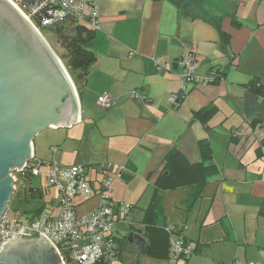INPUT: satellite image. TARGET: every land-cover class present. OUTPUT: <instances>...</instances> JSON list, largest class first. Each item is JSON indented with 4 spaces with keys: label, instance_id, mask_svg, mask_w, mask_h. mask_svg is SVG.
<instances>
[{
    "label": "crops",
    "instance_id": "1",
    "mask_svg": "<svg viewBox=\"0 0 264 264\" xmlns=\"http://www.w3.org/2000/svg\"><path fill=\"white\" fill-rule=\"evenodd\" d=\"M84 1L98 9L100 29L89 46L96 60L75 87L77 121L53 129L50 148L57 151L50 153L65 167L110 162L124 168L110 195L132 206L129 221L148 250L135 252L126 241L133 229L117 223L113 235L120 255L114 262L264 264V91L251 89L253 81L264 87V0ZM188 52L198 79L215 72L223 79L189 84L171 106V95L181 88L176 60ZM132 91L146 100L131 98ZM101 95L116 99L110 110L97 106ZM207 110L212 111L205 115ZM200 142L211 153L205 165L216 169L200 198L190 210L184 206L189 188L166 191L159 201L161 227H186L180 236L193 250L188 260L173 258L170 237L153 236L149 243L140 221L165 156L177 149L189 163H199ZM32 152L36 157L33 144ZM99 203L95 196L77 213L93 212Z\"/></svg>",
    "mask_w": 264,
    "mask_h": 264
},
{
    "label": "built area",
    "instance_id": "2",
    "mask_svg": "<svg viewBox=\"0 0 264 264\" xmlns=\"http://www.w3.org/2000/svg\"><path fill=\"white\" fill-rule=\"evenodd\" d=\"M8 1L37 32L55 28L67 19L91 31L100 29L97 6L84 0ZM153 63L157 69H162L160 60L153 59ZM176 66L181 88L178 93L171 95V106H176L184 98L189 84L212 83L223 79L220 72L198 79L194 75L196 61L191 52L180 56ZM129 95L133 99L146 100L144 95L136 91ZM115 103L116 99L107 95L99 96L96 102L99 108L107 111ZM56 151V147L50 148L52 154ZM123 176L124 168L110 162L65 167L55 161L45 163L33 155L22 168L12 172L11 177L15 185L23 184L22 181L29 178L43 177L47 187L55 192L52 208L48 210L44 205V209L36 216L22 214L20 219L15 220L9 218L7 208L0 217V252L18 234L24 238L40 234L53 245L62 264H110L117 261L120 250L113 231L117 223L130 222L129 216L133 210L130 205L114 202L110 195L111 184L121 182ZM95 196L99 198V206L93 212L78 214L77 208ZM185 228L171 224L163 227L170 237L169 252L173 258L188 260L192 256V247L185 245L180 236Z\"/></svg>",
    "mask_w": 264,
    "mask_h": 264
},
{
    "label": "water",
    "instance_id": "3",
    "mask_svg": "<svg viewBox=\"0 0 264 264\" xmlns=\"http://www.w3.org/2000/svg\"><path fill=\"white\" fill-rule=\"evenodd\" d=\"M78 105L72 80L44 38L8 0H0V217L15 191L11 173L33 156L32 142L45 129L76 123ZM123 237L145 255L148 245L136 224ZM18 234L0 252V264L61 263L42 235ZM14 241V242H13ZM12 242V243H11Z\"/></svg>",
    "mask_w": 264,
    "mask_h": 264
},
{
    "label": "trees",
    "instance_id": "4",
    "mask_svg": "<svg viewBox=\"0 0 264 264\" xmlns=\"http://www.w3.org/2000/svg\"><path fill=\"white\" fill-rule=\"evenodd\" d=\"M41 30L53 35L64 50V54L60 56L61 60L75 87L78 89L86 79L96 60L94 53L89 49L95 31H91L86 26L78 25L69 19L55 28ZM251 89L258 95H261L264 91V87L259 86L256 81L251 83ZM211 111L207 110L203 113L206 115ZM199 148L202 160L199 163H189L185 156L177 149H172L165 156L163 170L154 182L153 199L149 207L144 211V216L140 221V224L144 226L145 235H147L149 243H151L150 239L153 236H167L163 227H161V222L158 221L160 219L159 213L161 205L159 201L161 194L166 191L189 188V195L184 206L187 210H190L200 198L207 179L216 172L213 165H205V163L211 160L208 144L206 142H200ZM30 181L31 179L29 178L24 182L27 183ZM21 196L22 198H20ZM17 197L19 198L15 199V202L20 200L27 202V199H40L41 194L39 195L37 190L27 186V194H19ZM43 209L44 207L42 206L35 211L24 212L23 214L34 217ZM151 247L149 254L154 255Z\"/></svg>",
    "mask_w": 264,
    "mask_h": 264
},
{
    "label": "rangeland",
    "instance_id": "5",
    "mask_svg": "<svg viewBox=\"0 0 264 264\" xmlns=\"http://www.w3.org/2000/svg\"><path fill=\"white\" fill-rule=\"evenodd\" d=\"M40 34L44 38V40L48 43L50 48L53 50L55 55L60 59V61L63 64V61L61 60L60 56L64 54V50L61 48V46L59 45L56 38L53 35L46 33L44 31H42V33L40 32ZM66 72L68 73L67 70H66ZM70 79H71V77H70ZM74 87H75V85H74ZM52 132H53V129H45L40 134H38L37 137H35L33 142H32L34 149L36 150V159L37 160L42 159L43 162H45V163L52 161V159H53L52 154L50 153V145L53 144V140H54V136L52 135ZM42 160H40V161H42ZM26 185L28 187H31V188H34L35 190H37L42 195V198H41V200H37L35 198H32V199H27V202L24 200H20V201L15 202V199L19 198V197H17L18 195H15L12 199L11 204L8 207L9 218L11 220L20 219L24 212L35 211L44 205L46 206V209H48V210H50L52 208L51 201L55 197V192L53 189L50 190L47 187L46 180L43 177L32 178L30 182L26 183ZM15 186L18 188L19 192L20 191L22 192V187H20V189H19V187L17 185H15ZM20 198H22V196ZM131 248L133 250H135V252H136L135 247H131ZM112 264H117V263L114 262Z\"/></svg>",
    "mask_w": 264,
    "mask_h": 264
},
{
    "label": "flooded vegetation",
    "instance_id": "6",
    "mask_svg": "<svg viewBox=\"0 0 264 264\" xmlns=\"http://www.w3.org/2000/svg\"><path fill=\"white\" fill-rule=\"evenodd\" d=\"M22 182H24V181H22ZM25 182L23 183V184H21V183H19V184H17V186L19 187V189H20V187H22V192L20 191H18V188L16 187V189H15V192H14V194H13V197L15 196V195H25V194H27V186L25 187ZM19 192V193H18ZM28 240H34V241H37V240H39V238H31V239H26V238H20V239H18V240H16V241H19L20 243H22L23 241H28ZM14 242V241H13ZM12 243V242H11ZM53 264H59V263H53Z\"/></svg>",
    "mask_w": 264,
    "mask_h": 264
}]
</instances>
